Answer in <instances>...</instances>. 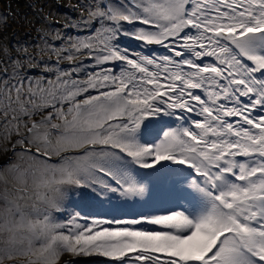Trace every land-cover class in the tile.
I'll return each instance as SVG.
<instances>
[{
	"label": "snow or ice",
	"instance_id": "obj_1",
	"mask_svg": "<svg viewBox=\"0 0 264 264\" xmlns=\"http://www.w3.org/2000/svg\"><path fill=\"white\" fill-rule=\"evenodd\" d=\"M74 8L0 46V264H264V0Z\"/></svg>",
	"mask_w": 264,
	"mask_h": 264
},
{
	"label": "trees",
	"instance_id": "obj_2",
	"mask_svg": "<svg viewBox=\"0 0 264 264\" xmlns=\"http://www.w3.org/2000/svg\"><path fill=\"white\" fill-rule=\"evenodd\" d=\"M79 3H87V0H79ZM77 4L74 0H0V46L15 49L23 44L29 46L30 51L38 52L37 46L42 43L45 31L69 33L62 25L77 19L79 13L74 8ZM47 39L52 44L60 43L52 41L50 36ZM134 46L135 50H140L136 43ZM63 66L69 67L68 64ZM10 155L0 154V164H4Z\"/></svg>",
	"mask_w": 264,
	"mask_h": 264
},
{
	"label": "rangeland",
	"instance_id": "obj_3",
	"mask_svg": "<svg viewBox=\"0 0 264 264\" xmlns=\"http://www.w3.org/2000/svg\"><path fill=\"white\" fill-rule=\"evenodd\" d=\"M74 2H77V3H79V0H74ZM76 20H74V22H75ZM68 31H69V33H71V34H76L77 33V31H80V34L81 35H83V34H85L82 30H76V29H71V28H66ZM121 43L124 45V46H127V47H130V48H133V49H135V46H134V44L136 43V42H132V41H130V40H128L127 38H123L122 39V41H121ZM136 45L139 47V45L136 43ZM150 47H152V48H155L156 50H159V51H165L164 49H162V48H159L158 46H150ZM115 203V202H114ZM108 207H110V206H105V208H108ZM144 210V206L143 205H141V204H130V205H128L127 207H125L121 212H118V213H111V212H106L105 214H108V215H113V214H115V215H131V214H136V213H138V212H141V211H143ZM67 258V257H66ZM96 258L97 257H92L91 259L92 260H96ZM88 259V258H87ZM90 259V258H89ZM97 259H102V258H97ZM63 261V260H62Z\"/></svg>",
	"mask_w": 264,
	"mask_h": 264
}]
</instances>
